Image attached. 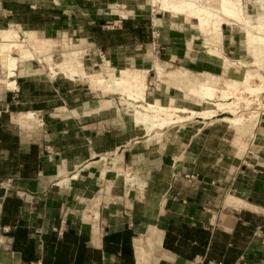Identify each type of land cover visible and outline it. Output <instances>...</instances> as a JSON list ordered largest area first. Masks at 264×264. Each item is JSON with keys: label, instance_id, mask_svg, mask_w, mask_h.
Instances as JSON below:
<instances>
[{"label": "crops", "instance_id": "crops-1", "mask_svg": "<svg viewBox=\"0 0 264 264\" xmlns=\"http://www.w3.org/2000/svg\"><path fill=\"white\" fill-rule=\"evenodd\" d=\"M146 5L0 0V31L86 41L117 69L151 61L157 23L167 64L222 74ZM15 83L0 90V264H264V126L251 139L202 121L147 135L87 83L18 70Z\"/></svg>", "mask_w": 264, "mask_h": 264}, {"label": "rangeland", "instance_id": "rangeland-1", "mask_svg": "<svg viewBox=\"0 0 264 264\" xmlns=\"http://www.w3.org/2000/svg\"><path fill=\"white\" fill-rule=\"evenodd\" d=\"M144 1H145V3H147L146 9H148L149 11H153V14L156 15L157 17H165L166 16V18L168 20L178 21L177 25L174 26L177 29L175 31H178V34L188 35L189 36L188 39L191 40L190 43L195 42V48H199V49H201V51H204L207 53L208 48L206 47L207 46L206 41H205L206 36H204L202 33H200L198 31L195 21L189 22L184 17L172 16V15L167 14L166 12L162 11L160 9V7L153 6V4L150 3V0H144ZM256 1L257 0H240V4H242V5H239V7H241V8L237 12L238 18H233V19L228 18L227 19L228 24L223 28V30L221 32V40L220 41L218 40V42H217V46H218L217 47V49H218V56L217 57L216 56H210L208 53L207 54H201L200 53L201 54L200 56H202V57L205 56V57H208L210 59L217 60L218 62H220V61L222 62V60L219 56L226 55L233 62H235V63H233V68H231L227 72H225L223 70L222 74L217 73V72L216 73L215 72L214 73L213 72L212 73L205 72V73H199L198 74L196 72L193 73L189 70L184 69L186 74H184V76H175V79L190 89H192L191 83H196L200 80H204V78L207 77L209 74H215L217 76H221V77L226 78V79L232 78L233 80H239V81L242 80L245 76L246 70H249L255 64L253 53H251V52L249 53L247 51V48H248V43H247L248 32L253 34L256 38H259V37L264 38V33H259L258 32L259 30H257L253 25V22L256 21L257 16L260 14V11L258 9ZM250 23H252V24H250ZM246 26H247V29H246ZM251 26H252V28H250ZM11 30H15V28H11ZM151 31H152L151 35L153 38L152 44H151V47H149L150 49L148 48V51L146 52V53L152 54L153 57H152L151 61L146 62L144 65H139L137 67L134 66V64L132 65V67H136L139 70H143V71L148 70L150 72L147 76H145V78H146L145 84L146 85L144 87H141V86L136 87V86H133L131 83V87L129 90V92L131 93V96L132 95L134 96V94H136L140 90V91L144 92L148 101L151 103L155 102L156 104H159L161 106H173V105H175V106H189V107H192L194 109H196V108L203 109V106L202 107L194 106L196 104L195 101H198L199 99L197 98V96H195V94H193L192 90H191L190 94H185L184 92L178 91L176 88H174L170 85H166V84L163 85L159 81L156 80V78H155L156 76H155V73L153 71L154 63L161 64V65L165 66L166 72H168V73L171 72L172 70H176L179 68L171 67L170 64H167L168 60L165 59L164 54H163L164 51L162 50V46L159 43L161 35L159 33V25L157 23L155 26L153 24H151ZM19 36H20L19 37L20 42H24L27 40L26 43H23V44L20 43L23 46L22 49L31 50V52L35 53L34 54L35 57H36V55H38L36 57V60L37 59L40 60V62H38V60H37V61L31 62L30 64L20 66L18 69V73H20V76H22L23 78H30V77H36V78L42 77V78H44L46 76H50L51 78H54V79H62V80L69 81V82L74 81L76 83H87V85H90V87L93 88L94 91L95 90L103 91L104 95L109 96L108 98L115 99L116 103L118 104V107L120 109H123L124 113L130 114L131 117H133L134 122H135V116H136L135 113H136L137 109L135 107H130L129 103L122 100L121 99L122 97L119 94H114L113 92L105 93L104 89L100 85L95 84L94 82L90 81V79H84L82 77H77V78H75V80H70V79L66 78L64 75H59V76L55 77L54 75H51V73L49 71L48 58H52V61H53L52 63H56V64L62 63L63 53H65V52H71L72 53L73 51L76 52L79 50L81 52L82 61H83V63L85 62L84 65H85V69H86L87 74L93 76L92 80L93 79L96 80L99 77L105 76L104 71H106L107 68L104 66V64H106V62H109V61H106L105 58H103V54L100 51L98 52L97 50L89 47L88 43L86 41H80L79 39H75V38H72V39H74L73 45L68 46L67 45L68 42H66V41L68 39L70 40V37H63L61 35L59 37H56L55 39H53L51 37L46 38L45 42L52 44V42L54 40H61V45H59V47L62 46V50H61V48H59L57 50L52 48V49H54L53 53L51 52L52 49L49 51H45L44 53H40V52L38 53V50L36 49V47L39 45H42V43H40V41H39L41 38H37V37L33 36V34L26 33V32H24L23 34H21L19 32ZM1 44L2 43L0 40V45ZM37 44H39V45H37ZM30 45H31V47H30ZM84 49H85V51H84ZM83 51H84V53H83ZM50 53H51V55H49ZM2 54H3V56L0 57V90L14 91L15 92V91H17V83L12 85L11 88H8V85H9V83H13L16 81L17 72H16V76L14 78L8 79L7 78L8 72L6 70V64L8 62V55L19 58L20 53H19V51H15L13 54L12 53L9 54L6 51V52H3ZM239 63L248 67V69L240 68L241 66L239 65ZM110 65L112 66L111 63H110ZM238 66H240V67L238 68ZM126 68H130V67L126 66V65L118 67L116 69V70H118L116 72V75L119 76L120 71L122 69H126ZM102 70H103V72H102ZM99 72H101L102 74ZM257 74H255L256 76L254 78V85H253V86H256V90L258 89L259 86L260 87L262 86L261 77L264 78V71H259V73H257ZM129 84L130 83H128L127 85H129ZM132 88H133V90H131ZM262 88L258 89L255 92H253V91L252 92H249V91L244 92L243 91V94H241L240 96H237V95L231 96L225 100H223V98H222V93H219V91H217V93L214 94L215 99L217 101H221V103L223 101L224 106L233 105L232 109H230V110L225 109L222 111L220 108H218V110H216L214 117L206 118V119L205 118H198L196 116H192V117L188 118L186 115H184V118H185L184 120H180L179 117H177V118L174 117V120L176 121V123L169 125L168 127L161 129V130L158 128H155L153 131H151L150 133H146V134L151 135V134L156 133V132L160 133V132H163L167 129L172 128L173 126H181V125H185V124H189V123H193V122H195V124H197L200 121L205 122V123H209L213 120L216 123H224L225 125L229 126L228 125L229 123L227 122L228 119H242V122L239 125V127H236V129L233 127L232 129L234 131H236L238 134H241L242 136L247 135L248 139L254 138L253 128L257 127L260 124L262 126H264V91L260 92V91H262ZM263 90H264V88H263ZM258 92H260V93H258ZM231 93H232V91H231ZM231 93L229 92V94H231ZM129 101L131 103L132 102L134 103L133 98H130ZM138 103H142L141 104L142 106L146 105L145 103H143L141 101ZM139 110H142V108L140 107ZM36 125L38 126L39 123L37 122ZM135 125H136V127L141 128V127L137 126L136 122H135ZM131 145L132 144H130V146ZM127 146H129V145H127ZM122 149H123V147L120 146L119 148L115 149V151H110L109 153L103 155V157H102L103 161L101 162V165H107L108 164L107 167L113 168V163H115V164L117 163L116 161L118 160V156L121 153ZM112 171H114V176L118 175V177L120 176V179L123 176V178L125 177L126 181L129 182L130 177L128 176V174H129L128 171L124 172V171L119 170L118 172H116L115 168H114V170L112 169Z\"/></svg>", "mask_w": 264, "mask_h": 264}, {"label": "bare ground", "instance_id": "bare-ground-1", "mask_svg": "<svg viewBox=\"0 0 264 264\" xmlns=\"http://www.w3.org/2000/svg\"><path fill=\"white\" fill-rule=\"evenodd\" d=\"M150 3H152L153 6L160 7L162 11L172 16L184 17L189 22L195 21L198 31L206 36L205 41L209 55L216 57L218 56L217 42L218 40H221V32L223 28L228 24L227 19L238 18L237 12L241 8L239 7V5H242L240 4V0H150ZM256 4L258 6L260 14L257 16L256 21L253 22V25L257 30H259V33H264V0H257ZM112 12L119 13L124 18L128 17V12H126L122 8H120L119 10L114 6ZM250 28H252V26ZM20 31L21 30L18 28H15V30L9 29L0 31V40L2 43L0 45V57L3 56L2 53L6 51L9 54H13L15 51H19L20 53L19 58L8 55V62L6 64L8 79H12L16 76V72L20 63H31L38 60H36V57L38 55H36L35 57V53L31 52V50L22 49V44L26 43L27 40L24 42L19 41ZM247 37V51L249 53H253L255 64L251 67L252 69L250 68L249 70H246L244 78L240 81L233 80L232 78L226 79L215 74H209L204 78V80H200L196 83H191L192 89H190L175 79V76H184V74H186L184 69L179 68L168 73L166 72L165 66L154 63L153 71L155 73V78L157 81H159L163 85H170L176 88L178 91L184 92L185 94H190L192 90L193 94H195V96H197V98L199 99L198 101H195L196 104L194 106H203V109H194L189 106H161L159 104H156L155 102L151 103L148 101L144 92L140 90L138 92L136 91L137 93L134 94V96H131V93L129 92L131 83L136 87H144L146 85L145 76H147L150 72L148 70L143 71L130 66V68L122 69L120 71V75L117 76L116 72L118 70L112 67L110 65V62H106V64H104V66L107 68L106 71H104L105 76L99 77L96 80H92L93 76L87 74L84 65L85 62L83 63L81 52L79 50L76 52L73 51L72 53H63L62 63H52V58H48V68L51 75H54L55 77L64 75L70 80H75V78L77 77L90 79V81L94 82L97 85H100L104 89L105 93L113 92L114 94H119L122 97V100L129 103L130 107H135L137 109L136 110L134 108L136 110L135 122L137 126L141 127L146 133H150L155 128L161 130L168 127L169 125L176 123L174 117H179L180 120H184V115H186L188 118L196 116L198 118L206 119L214 117L218 108H220L222 111L225 109H232L233 105L224 106L223 101L221 103V101H217L215 99L214 94L217 93V91H219V93H222V98L223 100H225L231 96H240L241 94H243V91L255 92L262 87L264 88L263 77H261V87L259 86L256 90V86H253L254 78L256 76L255 74L259 73V71H264V38L259 36V38H256L250 32H248ZM39 41L40 43H42V45L37 44L39 45L36 47L38 53H44L45 51H49L52 48H54L55 50L61 48L62 50V46L59 47V45H61V40H54L52 44L46 43L45 39L43 38H41ZM66 42H68V46L73 45L74 39L71 38ZM54 49H52V53ZM49 55H51V53ZM219 57L222 60V67L225 72L233 68V63L235 62H233L230 58H228L226 55ZM38 62H40V60H38ZM239 65L241 67L238 66V68L240 67L242 69H248V67L244 66L241 63H239ZM128 83L130 84L127 85ZM14 84L15 82L9 83V88H11ZM263 88L260 92L264 91ZM131 90H133V88ZM229 92L231 94H229ZM130 98H133L134 103H131L129 101ZM140 101L145 103L146 105L142 106V103H138ZM140 107L142 108V110H139ZM35 122L36 118L33 113H26L24 115H21L20 123L22 125H33L35 124ZM213 122L214 121L212 120L209 123L211 124ZM227 122L229 123L228 125L230 127L232 126L231 128L234 127L236 129V127H239V125L241 124L242 119H228Z\"/></svg>", "mask_w": 264, "mask_h": 264}, {"label": "built area", "instance_id": "built-area-1", "mask_svg": "<svg viewBox=\"0 0 264 264\" xmlns=\"http://www.w3.org/2000/svg\"><path fill=\"white\" fill-rule=\"evenodd\" d=\"M156 50V49H155ZM211 264H214V263H211Z\"/></svg>", "mask_w": 264, "mask_h": 264}]
</instances>
